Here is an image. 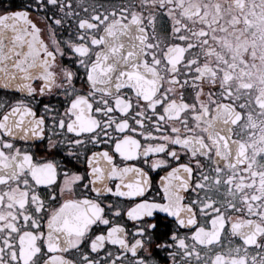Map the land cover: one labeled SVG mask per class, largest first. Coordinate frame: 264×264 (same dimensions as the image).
I'll use <instances>...</instances> for the list:
<instances>
[{
  "label": "snow or ice",
  "instance_id": "snow-or-ice-1",
  "mask_svg": "<svg viewBox=\"0 0 264 264\" xmlns=\"http://www.w3.org/2000/svg\"><path fill=\"white\" fill-rule=\"evenodd\" d=\"M0 264H264V0H0Z\"/></svg>",
  "mask_w": 264,
  "mask_h": 264
}]
</instances>
